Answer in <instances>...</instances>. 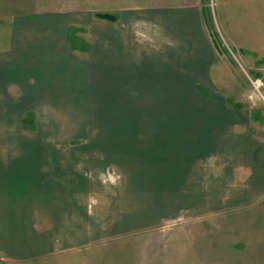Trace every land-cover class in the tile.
<instances>
[{"label": "rangeland", "instance_id": "obj_1", "mask_svg": "<svg viewBox=\"0 0 264 264\" xmlns=\"http://www.w3.org/2000/svg\"><path fill=\"white\" fill-rule=\"evenodd\" d=\"M160 1L121 0L120 8L137 10L124 16L118 27L115 25L120 27L116 34L118 42L125 47L120 62L129 65L123 67L119 63L115 69H121L122 75L116 74L114 79L110 71L106 72L107 67L104 73L99 67L95 68L98 53L90 51L86 44L98 50L97 42L101 48L100 37L104 30L106 34L112 33V28L106 27V22L96 15L116 10L112 7L113 0H0V46L11 43L7 38L13 32L20 36L24 30L27 32L20 36L22 41L49 45L50 33L39 28L48 22H29L32 18L28 16L67 14L65 19L73 26L70 58L81 66L77 72L69 71L68 62H60L64 57L60 55V48L53 50L51 56L43 51L38 54L37 61L50 59V67L56 65L51 74H58L45 83L47 88L43 91L49 92V96L35 106V128L27 124V112H14L7 122L3 117L0 150L72 153L74 157L85 154L84 158L88 154V161L78 163L88 165L89 178L94 181L90 186L99 184L103 196L98 205L90 207L93 211L89 209V230L84 232L100 240H87L80 249L57 251L27 262L0 254V264H264V195L261 202L241 205L233 200L222 203L224 207L214 214L200 219L186 214L179 220L163 218L161 208H152L143 216L140 209L133 211L134 207L116 197L118 188L128 180L124 174L131 165L128 159L116 156L111 148L114 143L128 142L138 133L145 137L153 130L149 127L158 120L181 116L192 124L198 121L195 123L198 125L207 120L210 113H222L221 105L225 104L232 111L237 104L240 107L235 105V108L241 111V118L237 119L251 124L256 120L264 121V101L253 85L256 78L264 83V65L258 64L263 56L257 57L259 43L264 47V24L258 22H264V0L262 3L210 0L209 16L204 18L203 14L201 21L203 37L194 35L183 42L163 36L161 25L147 20V15L158 20L160 15H152L148 10ZM258 5H263V16L259 18L256 16L261 9ZM180 16L177 14L170 20L177 21ZM21 19L28 21L24 22V28ZM32 31L36 34L32 35ZM4 32L7 38L1 39ZM78 39L85 45H76ZM28 51L31 52L30 48ZM173 51L176 55L170 56ZM188 55L193 60L192 65L180 63V57ZM84 62L89 65L84 67ZM166 65L175 72L168 74ZM188 78H195L194 85ZM202 85L210 89L213 97L201 95L200 90H205ZM41 88L38 80L33 89ZM261 91L264 94V87ZM221 99L230 104L225 101L223 104ZM91 187L89 191H94ZM239 187L241 185L233 186ZM144 188L145 185L136 190ZM120 190L119 196L123 198L122 188ZM219 196L216 192V202ZM132 212H136V217Z\"/></svg>", "mask_w": 264, "mask_h": 264}, {"label": "crops", "instance_id": "obj_2", "mask_svg": "<svg viewBox=\"0 0 264 264\" xmlns=\"http://www.w3.org/2000/svg\"><path fill=\"white\" fill-rule=\"evenodd\" d=\"M165 1L170 2L161 0L160 3L152 4L148 10L152 15H160L158 20L149 15L146 17L151 23L161 25L163 36L182 42L187 38L189 41L192 39L189 37L194 35L203 37L201 21L203 14L204 18L209 16L210 0H192V3L191 0L188 3L186 0ZM120 2L121 0H113L112 7L117 8L116 10L96 15L106 22V27L113 30L109 34L104 30L100 37L101 48L98 46L99 42L98 50H93L95 47L86 43L90 51L98 53L95 68L99 67L104 73L107 67L106 72L110 71L114 79L116 74L122 75L121 69H115L119 63L123 67L129 65L128 62H120L122 48L125 47L118 42L116 34L120 27L117 28V25H120L124 16L132 15L137 10L122 9ZM205 3H208L207 6ZM258 7L261 8L256 15L259 18L263 16V5ZM140 13L142 12H137ZM100 14L112 15L114 19H102ZM177 14L181 15L180 19L170 20ZM65 16L56 12L28 16L29 19L32 18L29 22H48L38 25L50 33L47 40L49 45H42L39 41H22L20 36H24L27 30L20 36L13 32L10 38L4 32L6 34L1 39L7 38L11 43L0 46V121L4 117L7 122L14 112H27V124L35 128V106L38 107L43 97L49 96V92L43 91L47 88L45 83L58 74H51V69L56 68V65L51 68L50 59L37 61L41 51L51 56L55 49L60 48V55L64 56L60 62L67 61L69 71L77 72L80 69V64L70 58V30L73 26L69 25ZM23 20L21 19V25L24 28L26 24ZM258 22L264 24L262 20ZM32 32V35L36 34V31ZM260 41L259 39L258 43ZM257 50V57L259 54L263 56L259 58L258 64L264 65V47L260 43ZM170 54L176 55L174 51ZM192 62L189 55L180 57V63L184 65H192ZM83 65L87 67L89 62H84ZM165 67L168 74L175 72L171 66ZM38 80L42 88L35 90L33 87ZM188 80L194 85L195 78ZM203 88L210 92L208 87ZM200 93L205 97L201 90ZM208 97H213L211 92ZM224 101L230 104L228 100L221 99L223 104ZM46 102L48 101H44ZM235 107L234 104V111H230L225 104L221 105L222 113H210V117L198 125L195 124L198 121L192 124L190 120H182L181 116L158 120L154 126L149 127L153 130L146 133L145 137L138 133L126 143H114L112 151L119 158L128 159L131 165L124 174L128 180L121 187L124 197L119 196L121 188L115 190L116 197L134 207L133 211L140 209L143 216L152 208H161L164 210L163 218L167 216L172 220H179L186 214L200 219L214 214L226 202L233 200L241 205L261 202L264 195V121L256 120L251 124L237 119L236 117L241 118V111ZM2 142L0 139L1 144ZM84 156L85 154H80L74 157L72 153H7L0 150L1 256L27 262L53 255L57 251L80 249L87 240H100L93 235H84L85 230H89L90 210L93 211L90 207L98 205L103 197L99 184L90 186L94 181L89 178L88 165L78 163L88 161V154L85 158ZM143 185L144 190H136ZM235 185L241 187L233 188ZM90 187L94 191H89ZM216 192L220 194L219 202L215 199ZM222 203L224 204L221 206ZM135 213L132 212L133 217H136ZM247 224L245 220L244 225ZM262 233L257 237L261 234L264 236V232Z\"/></svg>", "mask_w": 264, "mask_h": 264}, {"label": "trees", "instance_id": "obj_3", "mask_svg": "<svg viewBox=\"0 0 264 264\" xmlns=\"http://www.w3.org/2000/svg\"><path fill=\"white\" fill-rule=\"evenodd\" d=\"M99 17L100 18H102V19H108V20H113L114 19V17L112 16V15H109V14H105V15H103V14H100L99 15ZM74 31V30H73ZM215 35V34H214ZM81 40L80 39H78L77 40V44L76 45H85L84 44V42L82 41L81 43H79ZM218 45V44H217ZM218 47H220L219 45H218ZM257 75V74H256ZM258 76V75H257ZM201 92H202V94L205 96V97H208V93H207V91H205V90H203V89H201ZM236 105V104H235ZM238 107H240V105H237Z\"/></svg>", "mask_w": 264, "mask_h": 264}, {"label": "built area", "instance_id": "obj_4", "mask_svg": "<svg viewBox=\"0 0 264 264\" xmlns=\"http://www.w3.org/2000/svg\"><path fill=\"white\" fill-rule=\"evenodd\" d=\"M253 85L264 100V96L261 91L262 88L264 87V83L262 82V80L256 79V81H253Z\"/></svg>", "mask_w": 264, "mask_h": 264}, {"label": "flooded vegetation", "instance_id": "obj_5", "mask_svg": "<svg viewBox=\"0 0 264 264\" xmlns=\"http://www.w3.org/2000/svg\"><path fill=\"white\" fill-rule=\"evenodd\" d=\"M256 79L262 80L261 78H256Z\"/></svg>", "mask_w": 264, "mask_h": 264}]
</instances>
